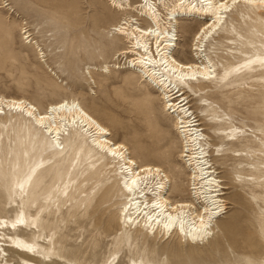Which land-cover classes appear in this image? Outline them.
<instances>
[{
    "label": "rangeland",
    "instance_id": "rangeland-1",
    "mask_svg": "<svg viewBox=\"0 0 264 264\" xmlns=\"http://www.w3.org/2000/svg\"><path fill=\"white\" fill-rule=\"evenodd\" d=\"M139 1L133 0L136 4ZM111 3V0H0V95L26 99L41 111H45L51 102L65 98L78 100L110 129L111 139L126 145L137 161L160 166L170 174L172 187L182 189L172 193L173 200L191 202L193 182L188 177L189 169L179 156L183 141L174 128L175 117L163 108L164 102L157 89L148 85L133 69L124 68L126 58L119 56L118 52L130 44L117 41L115 32L110 31L122 18ZM241 9L238 7L229 15L226 31L217 33L203 52L219 64V73L224 67L241 64L240 58H246L243 52L252 49L249 42L255 40L251 33L257 20ZM132 14L136 17V12ZM204 23L205 20L183 17L179 20L178 47L173 52L177 59L188 62L193 38ZM141 24L143 27L147 25L143 21ZM88 68L90 74L87 73ZM258 69L253 73H258ZM253 73L248 76L245 75L247 73H232L223 86L203 83L201 91H198V84H193L194 92L185 94L188 108L199 121V128L209 143V160L216 168L218 178L229 187L223 196L227 199L228 208L219 219V223L225 222L227 227L223 231L215 226V233L218 232L221 239L214 243V247L209 244L187 246L175 236L140 234L134 237L133 231L126 236L118 220L121 198L115 188H112L107 202L99 199L97 193L103 185L94 189L96 198L89 204L65 201V195L60 198L57 193L63 189V184L60 182L52 187L49 175L45 179L41 203L27 210L34 215L42 206L39 218L44 229H40L39 236L43 239L37 238L36 229L0 230V235L5 234V239L0 240V248L6 249L7 254L5 258L1 255L0 260L20 264V255L8 245V236L14 234L28 240L35 239L41 244L48 236H53L56 249L65 261L42 257L38 259L40 263L36 260V264H103L118 243L121 245L118 259L122 258L128 264H131V257L167 259L169 264H216L225 258L238 262L236 255L244 244L259 243L263 247L255 225L258 212L264 211V201L253 200L252 195L264 192V155L260 152L259 141L264 78L253 76ZM201 96L209 99L211 108L200 101ZM206 110L210 115L204 114ZM229 126L240 131L229 132ZM226 132L234 138L224 136ZM13 138V133L9 137L3 134L0 138V162L6 170L10 168L14 153ZM90 187L91 184L82 185L83 190ZM47 195L49 199H46ZM12 199L0 181V216H16L20 208L19 199L18 202ZM195 203L197 208L201 207ZM190 247L194 248L193 251H189ZM225 248L229 250L227 257L224 256ZM259 249L252 252L254 256L264 252ZM189 252L193 253L190 255Z\"/></svg>",
    "mask_w": 264,
    "mask_h": 264
},
{
    "label": "bare ground",
    "instance_id": "bare-ground-1",
    "mask_svg": "<svg viewBox=\"0 0 264 264\" xmlns=\"http://www.w3.org/2000/svg\"><path fill=\"white\" fill-rule=\"evenodd\" d=\"M145 2L146 0H140L139 3L136 4L133 0H124V3L130 5V7L118 8L113 6L116 12L122 14V18L117 24L111 27L112 29L110 28V31L112 30L115 32L113 34L117 41L120 42V40H122V42L126 41L130 44L127 48L118 52L119 56H124L126 58L124 68L133 69L148 85L157 89L161 94L160 98L164 102L163 108L167 109L166 111L175 117L174 128H176L177 133L179 134L178 136L181 141H183V150L178 154L180 158H182L185 167L189 169L188 177L189 180L193 182V186L190 189L194 191L193 196L191 193L193 200L191 202L173 200L172 193H176L182 189H180L179 186L172 187L170 174L160 166L137 161L126 145L120 142H114L111 139L112 132L110 129L104 126L78 100L65 98L60 101L51 102L47 105L45 111H41L39 107L26 99H16L0 95V101H2L3 106V111L0 112V138L3 134H6V137H9V135L13 133V140L15 142L14 153L10 161L9 170H6L2 166V162H0V181L8 197L12 199L14 196L12 199L13 202H18L17 199H19L18 204L20 206L19 211L14 218L0 216V220L7 222L5 227H0V230L4 231V229H7L14 232L19 231L20 229L34 230V228L25 227L24 225H18L13 229L11 227V222L16 219L20 212L24 213L26 219H32L35 215L41 212V205L34 215L29 214L27 210L35 204L41 203L40 197L45 190V179L51 175V182L49 184L52 187L60 182L63 184V189L58 190L57 193L60 198L65 195V201L68 199L79 203L89 204L94 198H96L94 189L103 185L104 187H101L97 193H99V199L107 202L111 198L110 193L112 188H115L119 192L121 198V208L119 210L118 220L122 224V229L125 231L126 236L131 231H133L134 237L140 234H152L154 237L162 236L168 238L175 236L180 242H185L187 246L195 247L204 244H209L214 247L216 245L214 243L220 241V234L218 232V234L215 233V226L216 228L220 227L223 231L226 230V223H219V219L222 214L226 213V209L228 208L227 199H224L223 196L225 195V190H228L229 187L224 185L223 181L218 178L215 170L216 168H214L213 163L209 160L211 152H209L207 147L209 143L206 141L202 129L199 128V121L196 120L193 112L188 108V98L186 99L185 97L187 92L193 91V84H198V87H200L198 91H201L204 89L201 88V84L212 82L204 81L201 77H198L196 81H185L184 84H181L178 82V76L174 74V70L175 73L184 74L188 72V69L186 67L181 69V64L191 63L193 65V70H195V66L198 64L201 65L202 68L203 64L212 62L217 74L220 75L226 70L235 68V66L224 67L222 70L223 72L219 73V64L215 63L210 57L204 55L203 52L201 53L200 48L196 47V36L200 34L199 32H197L193 38V47L191 49L192 55L188 62L180 61L174 56L173 52L178 47L177 25L182 17L187 20H205V23H213L215 19L207 12L194 10L192 8L185 10L180 6L181 0H168L170 5L175 6L174 8L169 9H161L159 6L161 0H147V4L155 7L156 15L161 17L160 27L167 32V36L162 34L160 39L163 41L171 38L170 42L166 45L167 57L156 56L155 41L157 37L154 33L157 30V26L152 16L151 8L140 7L141 5H144ZM191 2L197 3V0H191ZM213 2H216V0H213ZM184 3H189V0H184ZM111 4L113 5V3ZM228 4L230 6V11L227 14H222L223 21L219 27H216L211 35L199 42L201 47H204V52L206 51V44L210 42L217 33L226 31L227 28L225 26L227 24V18L238 7L242 8L241 12L244 14H252L253 18L257 20V24L252 26L255 30L251 33L256 41H250L249 45L251 46L255 43L258 46L261 40L264 39V35H262V29H264V9L257 7L253 10L245 7L244 0H238V7L235 8H231L232 0H228ZM133 12H136V17L133 16ZM165 13H167V16H170L171 19H168ZM244 17L245 15H243V18ZM248 19H251V16H248ZM142 21L146 22L147 25L143 27L141 24ZM205 23L201 28L205 26ZM122 24L124 25L123 30L117 31L116 29L120 28ZM138 28L145 30L151 29L152 34L150 35L148 31L142 33L138 32ZM125 33L128 34L125 35ZM137 42L148 45L149 51L147 54L144 52L143 48L136 47ZM161 51H164V46H162ZM254 51H256V49L252 48L243 53L247 58V56ZM246 58H240V63L243 64ZM162 59H166L167 61V70L165 69V64L161 63ZM148 61H155V63H149ZM173 61L175 63H173ZM115 67L120 68V65L117 67V64H115ZM253 67L256 69L258 68V66ZM89 70L90 68H88V74H90ZM253 72H257V70L248 71L245 69L239 73H243V75L244 73H247L245 75L248 76V74ZM253 74V76H261L259 69L258 73ZM242 79L245 80V78ZM161 81H163V83H161ZM233 83L234 82H232V84ZM185 84H187V86H185ZM195 93H197V91H195ZM15 105H19V107H15ZM167 105H171V107L169 108ZM201 106L203 107V105ZM32 109L35 110L33 113L34 115L39 114L40 116H44L45 119L43 125L50 126L53 129V134L57 131L60 133L61 139L64 140L66 145H68L65 152L61 154L60 150H56V154L52 155L49 151H44L40 147H37L36 150L33 151V144H39L40 141L35 135L32 117L28 115V112ZM181 122H184L185 124L183 130L180 127ZM43 125H37L36 127H42ZM201 137L204 139H201ZM185 148L187 149V154L184 152ZM201 148L204 149L207 155L200 154ZM210 150H212V148ZM25 151L29 153L27 157L24 156ZM74 151L79 152L80 154V159L75 165L71 163ZM212 151H214V149ZM112 152H115L116 155L113 156L111 154ZM36 164H41V167L37 168L33 181L30 184H26L23 193H21L20 188L16 186V181H23L29 167L35 166ZM132 179H136V185H131ZM213 180L216 183L210 184L209 181ZM125 181H127L133 188V192L131 193L132 200L127 199V189L124 188ZM83 184H91V187L87 190H83ZM50 185L49 187H51ZM70 185L72 186L71 191H68ZM9 188L12 189L11 194ZM84 193H86V195L82 197V194ZM263 193L264 192L261 193L262 195L257 193L253 194L252 199L264 201ZM92 194L94 195L92 196ZM47 198L49 199L50 196L47 195L46 199ZM195 201L201 204L200 208H197ZM214 202L220 204L219 211H216L213 208ZM157 204H159V207L156 206ZM128 205H131V207H128V211L132 213L133 217L131 227H129L127 214L122 211V206L127 207ZM210 213L212 234L204 240H193L191 234H194L196 230L200 228L201 218L203 217L205 222H207ZM145 214H147V216ZM149 216L152 218L148 219ZM170 217L171 219H169ZM37 223L40 229L43 230L44 228L41 224V218H39ZM166 223L169 224L168 228L164 227ZM256 223L255 226H257L259 238L264 243V211L258 212ZM181 229H183V231H181ZM218 231L220 232V230ZM3 235L5 236V234ZM9 237H15L25 243L35 242L39 245L40 249L45 251L47 250L45 248L46 245L48 247H53L54 245L56 249V241H54V239L51 243L48 239H45L46 241L41 244L40 242L35 241V239L28 240L18 234L8 236V239ZM260 240L258 241L260 242ZM8 243L9 247L13 248L12 250L18 253L17 255H20V264H36V260L39 262L38 259L44 257L37 254V252H28L25 249L17 248L12 239H10ZM221 245H219V248H221ZM263 247L259 243L251 245L244 244L243 249H239L241 251L238 252V254L236 253V258L238 262L243 261L248 262V264H264V252L261 254L259 253L258 256H254L252 253L254 251H260L259 248L264 250ZM192 248L193 247H190L189 249L191 250L189 251H193ZM3 250L4 254L2 255L5 258L7 256L6 249ZM11 253L13 252L11 251ZM232 253L235 252L233 251ZM180 255L183 256V254ZM199 255L201 256V254ZM232 255L233 254H231V256ZM12 257L15 258V256ZM50 259L58 262L65 261L64 256L59 251L54 252V254L49 257V260ZM10 262L11 260H6V264H10ZM70 262L72 261L70 260Z\"/></svg>",
    "mask_w": 264,
    "mask_h": 264
},
{
    "label": "snow or ice",
    "instance_id": "snow-or-ice-1",
    "mask_svg": "<svg viewBox=\"0 0 264 264\" xmlns=\"http://www.w3.org/2000/svg\"><path fill=\"white\" fill-rule=\"evenodd\" d=\"M113 6L114 7H125L128 8L130 5L125 4L124 0H112ZM163 9H169V8H174V5H170L168 3V0H161V3L159 5ZM180 6L187 10L188 8H192L194 10H199L203 12L210 13L212 17H214L213 23H205V26L203 28L198 29V34L196 36V47L200 48L201 53L204 52V49L200 45V41L203 39H206L207 36L211 35L213 31H215L216 27H219L221 22L223 21V15L222 14H227L230 11V6L228 4V0H216V2H213V0H197V3H192L191 0H189V3L185 4L184 0H181ZM244 6L251 8L255 10L257 7L260 9H264V0H244ZM141 8L149 7L151 8V13L152 16L155 20V24L157 26V30L155 31V36L157 37L155 44H156V56L158 57H167V47L166 45L170 42V39L167 40H161L160 37L161 35L167 36V32L163 30V28L160 27L161 25V17H158L156 15V10L154 6H151L147 4V0L144 5L140 6ZM238 7V0H232L231 8ZM167 16V13H165ZM168 19H171L170 16H167ZM124 25L122 24L120 28L116 29L117 31H122ZM138 32H144L148 31L149 34H152V30H145V29H137ZM128 33H125L127 35ZM262 35H264V29H262ZM162 46H164V51H161ZM137 48H143L144 52L147 54L149 51L148 45L141 44L139 42L136 43ZM252 48H255L256 51L251 52L247 58L244 60L243 64H237L235 68H232L230 70H226L223 72V74L218 75L216 72L215 67H213V63L209 62L206 64H203V67L201 68V65H196L195 70H193V65L191 63H186V64H181L180 68H187L188 72L184 74H178L175 73L178 76V82L181 84H184L185 81L191 82V81H196L198 77H201L204 81H210L213 84H218L220 86H223L224 81L229 80V76L232 75V73H239L242 70L247 69L248 71H256V68L253 66H258L260 70V75L262 78H264V39L261 40L260 44L257 46L255 43L251 45ZM199 54V53H198ZM243 55V53H241ZM149 63H155V61H148ZM161 63L165 64V69L167 70V61L166 59H162ZM173 63H175L173 61ZM163 83V81H161ZM187 86V84H185ZM207 86V85H205ZM195 87V85H193ZM201 102L209 105V108H211V104L209 99H206L204 97H201ZM166 103V102H165ZM169 108L171 105H167ZM15 107H19V105H15ZM3 111V106H2V101H0V112ZM34 109L30 110L28 112V115L32 117V123L34 126V131L37 139L40 141L39 144H33V151L36 150L37 147H40L44 151H49L50 154L55 155L56 150H60V153L62 154L65 152L68 148V145L65 144L64 140L61 139L60 133L57 131L55 134H53V129L48 126V125H43L44 121V116H40L39 114L34 115ZM205 115H210V113L206 110ZM190 116V114H189ZM223 119H228L227 117H223ZM37 125H43L42 127H36ZM181 129L183 130L185 128L184 122H181L180 124ZM240 131L239 129H233L229 126V132H238ZM259 131L261 133L259 137L260 141V152L262 155H264V106L261 107V119H260V127ZM225 136H228L229 139L234 138L233 136L229 135L228 132L224 133ZM201 139H204L201 137ZM219 143V141H217ZM219 151V149H217ZM185 154H187V149H184ZM113 156L116 155L115 152L111 153ZM200 154L201 155H207V153L204 151L203 148L200 149ZM29 153L27 151L24 152V156H28ZM80 159V154L79 152H73V159L71 163L75 165V163ZM18 166V164H17ZM41 167V164H36L35 166H30L28 169V172L25 174V177L23 181H16V186L20 188L21 193H23V190L25 188L26 184H30L33 181V178L36 174L37 168ZM119 183V181H118ZM137 181L136 179L131 180V185H136ZM210 184H215L216 182L209 181ZM159 186V185H158ZM124 188L127 189V199L132 200L131 193L133 192V188L129 185L127 181L124 182ZM10 194L12 193V189L9 188ZM142 194V193H141ZM159 207V204L156 205ZM128 207H131V205H128L127 207L122 206V211L127 214L128 218V223L129 227L132 226V213L128 211ZM146 207V205H145ZM213 208L216 211L220 210V204L218 202H214ZM207 211V210H206ZM147 216V214H145ZM152 217H148V219H151ZM171 219V217L169 218ZM39 221V214L35 215L32 219H26L25 215L23 212L18 213L16 219L12 220L11 222V227L15 229L18 225H24L25 227H30L36 229L37 233V238L38 239H43V237L39 236L40 232V227L38 226ZM6 221L0 220V227H5L6 226ZM165 228L169 227V224L164 225ZM183 231V229H181ZM212 234L211 232V213L208 216V221L205 222L204 218H201V226L199 229L196 230V232L192 235V239H200L204 240L208 236ZM54 235V234H53ZM5 239L4 236L0 235V240ZM9 239H12L13 243L17 248H22L27 250L28 252H37V254H40L45 257V259L51 257L54 252H57L58 249H55V246L53 247H48L47 245L45 248L47 249L42 250L39 248V245H37L35 242L32 243H25L21 242L15 237H9ZM49 242L51 243L53 240V236L50 235L47 237ZM120 247L121 245L118 243L112 251L109 252L108 256L104 259L103 264H128V261L120 258L119 253H120ZM129 247L131 248L132 245L129 242ZM229 250L225 248L224 250V256H228ZM4 254L3 248H0V255ZM141 256H145L146 254L141 253ZM0 264H6V262L0 260ZM131 264H169V261L167 259H151V258H141L137 259L136 257H131ZM216 264H248V262H236L231 259H221L216 262Z\"/></svg>",
    "mask_w": 264,
    "mask_h": 264
}]
</instances>
